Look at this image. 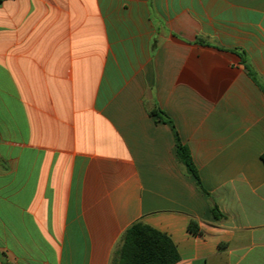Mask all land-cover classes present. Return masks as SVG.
<instances>
[{"label": "crops", "instance_id": "crops-1", "mask_svg": "<svg viewBox=\"0 0 264 264\" xmlns=\"http://www.w3.org/2000/svg\"><path fill=\"white\" fill-rule=\"evenodd\" d=\"M261 86L264 0L0 2V264H110L137 221L264 264Z\"/></svg>", "mask_w": 264, "mask_h": 264}, {"label": "trees", "instance_id": "trees-1", "mask_svg": "<svg viewBox=\"0 0 264 264\" xmlns=\"http://www.w3.org/2000/svg\"><path fill=\"white\" fill-rule=\"evenodd\" d=\"M2 1L5 0H0V2ZM241 56L249 76L257 81L255 73L246 61L245 56ZM261 88L264 91V86H261ZM150 114L159 121L171 126L176 140L178 160L185 166L186 171L196 179L197 187L206 195H209L202 185L190 150L181 142L172 120L158 108L151 110ZM262 160L264 162V154L262 155ZM213 213L218 217V208L216 206L213 207ZM188 228L195 235L201 234L200 228L194 221L190 222ZM180 260L178 249L168 235L148 226L142 221H137L122 234L113 252L110 264H178Z\"/></svg>", "mask_w": 264, "mask_h": 264}]
</instances>
